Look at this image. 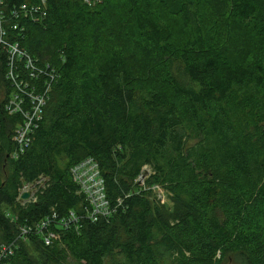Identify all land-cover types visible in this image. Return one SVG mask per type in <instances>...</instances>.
I'll return each instance as SVG.
<instances>
[{
	"label": "trees",
	"instance_id": "1",
	"mask_svg": "<svg viewBox=\"0 0 264 264\" xmlns=\"http://www.w3.org/2000/svg\"><path fill=\"white\" fill-rule=\"evenodd\" d=\"M177 4L179 18L169 0H48L45 20L24 22L22 49L47 57L59 80L15 160L22 117L5 109L0 53V246L53 213L86 216L71 169L87 158L110 201L123 200L109 221L54 226L53 246L19 240L10 264H264V0ZM146 166L169 205L136 193Z\"/></svg>",
	"mask_w": 264,
	"mask_h": 264
},
{
	"label": "built area",
	"instance_id": "2",
	"mask_svg": "<svg viewBox=\"0 0 264 264\" xmlns=\"http://www.w3.org/2000/svg\"><path fill=\"white\" fill-rule=\"evenodd\" d=\"M83 1L90 7L97 4V0ZM47 16L48 0H30L29 3L12 6H9L7 0H0V53L6 49L9 55L6 79L13 88V94L5 109L11 116L22 117V123L13 137L16 149L11 154V158L14 160L19 158L32 143V135L42 120L53 86L59 80V73L53 64L40 63L20 45V39L26 31L23 23L30 21L39 24ZM11 30L17 31L18 34L11 35ZM71 173L80 194L85 197L86 216L71 212L68 216L60 218L53 213L34 226L20 227L18 238L14 242L0 246V264H10L19 240L26 242L33 236H41L45 246H53L60 240V233L54 230V226L68 229L72 224H77L86 218L93 223L109 221L119 211L123 200H118L116 203L110 201L100 164L94 158H87L78 163L71 169ZM45 182V178H40L36 184L24 186L19 200H22L21 195L25 192L36 194ZM164 196L161 191L160 199Z\"/></svg>",
	"mask_w": 264,
	"mask_h": 264
},
{
	"label": "rangeland",
	"instance_id": "3",
	"mask_svg": "<svg viewBox=\"0 0 264 264\" xmlns=\"http://www.w3.org/2000/svg\"><path fill=\"white\" fill-rule=\"evenodd\" d=\"M99 3V0H97ZM170 2V8L175 11V16L179 18V16L177 15V10H178V4H177V0H169ZM175 19V18H174ZM176 24L173 25L175 32L177 35H179L180 37H184L185 36V28L184 25L182 24L181 20H177L175 19ZM37 59V58H35ZM40 63H44L46 61H49L47 57H39L38 58ZM8 81V80H7ZM4 86L0 85V101L3 100V92H4ZM154 174V172L152 171L150 166H146L141 174L138 176V178L136 179V183H138V186L140 189L136 190L137 194H141L143 193L141 190H149L151 192V199L153 201H155V203H157L160 206H167L170 204V198L172 197V193L165 188L162 185H153L151 187H148L147 185V181L148 179ZM159 187V188H156ZM161 191L165 194V196L163 198L160 199V193ZM233 264H242L241 262H232Z\"/></svg>",
	"mask_w": 264,
	"mask_h": 264
},
{
	"label": "water",
	"instance_id": "4",
	"mask_svg": "<svg viewBox=\"0 0 264 264\" xmlns=\"http://www.w3.org/2000/svg\"><path fill=\"white\" fill-rule=\"evenodd\" d=\"M35 197L33 192H25L21 195L22 200L25 202H29L31 199Z\"/></svg>",
	"mask_w": 264,
	"mask_h": 264
}]
</instances>
